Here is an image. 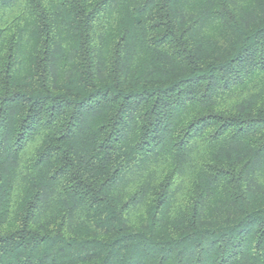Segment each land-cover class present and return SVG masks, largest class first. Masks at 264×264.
I'll return each instance as SVG.
<instances>
[{
    "label": "trees",
    "instance_id": "16d2710c",
    "mask_svg": "<svg viewBox=\"0 0 264 264\" xmlns=\"http://www.w3.org/2000/svg\"><path fill=\"white\" fill-rule=\"evenodd\" d=\"M0 264H264V0H0Z\"/></svg>",
    "mask_w": 264,
    "mask_h": 264
}]
</instances>
